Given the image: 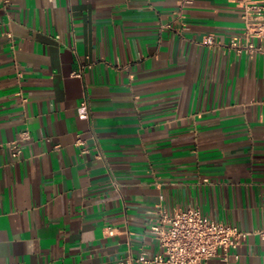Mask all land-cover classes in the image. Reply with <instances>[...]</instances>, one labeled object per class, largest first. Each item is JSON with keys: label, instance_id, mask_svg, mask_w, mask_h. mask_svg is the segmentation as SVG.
<instances>
[{"label": "crops", "instance_id": "crops-1", "mask_svg": "<svg viewBox=\"0 0 264 264\" xmlns=\"http://www.w3.org/2000/svg\"><path fill=\"white\" fill-rule=\"evenodd\" d=\"M242 12L239 0H0V264L156 253L157 205L247 232L205 264H264V57L228 47Z\"/></svg>", "mask_w": 264, "mask_h": 264}, {"label": "built area", "instance_id": "built-area-1", "mask_svg": "<svg viewBox=\"0 0 264 264\" xmlns=\"http://www.w3.org/2000/svg\"><path fill=\"white\" fill-rule=\"evenodd\" d=\"M239 1L243 8L244 29L240 38H230L228 47L237 53L246 52L264 57V0ZM6 35L10 37L9 33ZM205 43L214 45V36H206ZM79 74L76 72L75 75ZM77 114L83 119L89 117L85 100L78 105ZM27 138L28 132L23 131L20 141ZM7 145L13 157L21 155L17 141L8 142ZM153 212L157 217L149 224V231L159 242L160 250L153 254L141 251L136 258L118 260L115 264H205L213 258L227 261L231 252L247 235L246 231L237 226L204 217L193 208H177L168 213L163 206L157 205ZM233 257L237 259L238 254L234 253Z\"/></svg>", "mask_w": 264, "mask_h": 264}]
</instances>
